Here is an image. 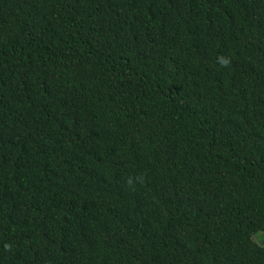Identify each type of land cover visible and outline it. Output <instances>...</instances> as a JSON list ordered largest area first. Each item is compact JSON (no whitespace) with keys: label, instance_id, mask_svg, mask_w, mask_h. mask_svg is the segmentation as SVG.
<instances>
[{"label":"trees","instance_id":"trees-1","mask_svg":"<svg viewBox=\"0 0 264 264\" xmlns=\"http://www.w3.org/2000/svg\"><path fill=\"white\" fill-rule=\"evenodd\" d=\"M264 0H0V264H264Z\"/></svg>","mask_w":264,"mask_h":264},{"label":"rangeland","instance_id":"rangeland-1","mask_svg":"<svg viewBox=\"0 0 264 264\" xmlns=\"http://www.w3.org/2000/svg\"><path fill=\"white\" fill-rule=\"evenodd\" d=\"M257 235H258V234H257ZM253 239H254V241H256L257 243L261 244V243H263L264 235L259 234L258 236L254 237Z\"/></svg>","mask_w":264,"mask_h":264}]
</instances>
